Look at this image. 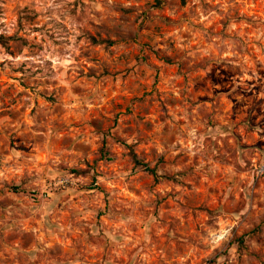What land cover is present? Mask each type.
Wrapping results in <instances>:
<instances>
[{
    "label": "rangeland",
    "instance_id": "rangeland-1",
    "mask_svg": "<svg viewBox=\"0 0 264 264\" xmlns=\"http://www.w3.org/2000/svg\"><path fill=\"white\" fill-rule=\"evenodd\" d=\"M263 160L264 0H0V264H264Z\"/></svg>",
    "mask_w": 264,
    "mask_h": 264
},
{
    "label": "built area",
    "instance_id": "built-area-1",
    "mask_svg": "<svg viewBox=\"0 0 264 264\" xmlns=\"http://www.w3.org/2000/svg\"><path fill=\"white\" fill-rule=\"evenodd\" d=\"M255 174L256 176H260L264 173V160L259 164L255 165Z\"/></svg>",
    "mask_w": 264,
    "mask_h": 264
},
{
    "label": "trees",
    "instance_id": "trees-1",
    "mask_svg": "<svg viewBox=\"0 0 264 264\" xmlns=\"http://www.w3.org/2000/svg\"><path fill=\"white\" fill-rule=\"evenodd\" d=\"M156 1H157V3H159V0H156ZM134 157H135L136 163H139V160L136 159V156L135 155H134ZM144 166L146 167V169L150 170L151 172L154 171L153 168H148L145 164H144Z\"/></svg>",
    "mask_w": 264,
    "mask_h": 264
}]
</instances>
